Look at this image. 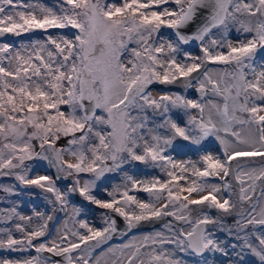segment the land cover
Masks as SVG:
<instances>
[{
  "label": "snow or ice",
  "instance_id": "obj_1",
  "mask_svg": "<svg viewBox=\"0 0 264 264\" xmlns=\"http://www.w3.org/2000/svg\"><path fill=\"white\" fill-rule=\"evenodd\" d=\"M9 34L43 38L0 42V178L16 182L0 191L51 193L67 218L50 230L52 214L0 209V252L26 254L0 264H264V0H0ZM177 84L198 95L153 87ZM137 164L162 175L137 179ZM112 174L123 183L109 188ZM116 216L125 236L163 224L111 245Z\"/></svg>",
  "mask_w": 264,
  "mask_h": 264
},
{
  "label": "rangeland",
  "instance_id": "obj_2",
  "mask_svg": "<svg viewBox=\"0 0 264 264\" xmlns=\"http://www.w3.org/2000/svg\"><path fill=\"white\" fill-rule=\"evenodd\" d=\"M44 3H47L49 5L54 3V0H43ZM52 33H59V32H65L67 33L69 30L68 29H50L49 30ZM170 31V30H168ZM30 37L35 39V38H43L39 36L38 34L33 35V34H25L20 37H15L12 35H6L4 37H0V42H13L17 46H19L21 43L27 44L30 42ZM231 38L235 39V33L231 34ZM187 51H190L193 55H199V48H192L189 46H185ZM213 67H218V66H213ZM154 89L156 88V85L153 86ZM171 91L178 92L180 94L188 95L189 97H195L198 95L196 93L195 89H172ZM67 140L62 139L60 141V145H66ZM59 146V145H58ZM210 151L213 153H219L221 151V147L218 144V142H213L209 145ZM178 159H187V157H177ZM66 159H70L69 157H66ZM195 159V157H193ZM250 160H258L259 158H248ZM235 163V162H234ZM33 171L35 174L39 175H49L53 178V180L56 182V186L61 190L65 191L72 183V178L68 177L66 179L60 178L57 179V174L56 170L54 168H50L47 165V162L45 161H36L33 163ZM129 175H134L137 179H151L156 176L162 175L158 169H150L146 168L144 165L137 164L134 166L130 172ZM61 177H63V173L60 174ZM16 183L13 179L11 178H0V184H13ZM123 183V177L122 174H112V179L110 181L108 186L109 188L114 185H119ZM131 194V193H130ZM137 195L142 198V199H147L148 194L144 192H139ZM52 194L51 193H44L40 189L36 188H29V189H24L22 191V194L19 196H8L4 192L0 191V209L6 208V207H11L14 204L19 205V211L22 212L24 215H32L34 211L36 212H44L46 214H52L54 216L53 221L49 224L50 230L52 229L53 224H59L62 223L63 219H66V215L64 213H61L59 211L52 213L50 210L52 209L53 205L49 203V199L51 198ZM101 198H107L106 195L101 194ZM70 201H72L75 204H79L81 202V198L78 195H70L68 197ZM69 211H71V207H69ZM107 210L100 209L96 206L89 205V211L87 213V218L89 219L90 223L95 226V227H103V214ZM212 215H216L215 210H211ZM234 223L232 217H227L224 222V226L228 227L231 226ZM163 221H158L155 223L153 226L151 223H146L142 225L138 229H134L135 232L131 234L128 238H126L123 242L121 243H116L110 241L111 245H118L127 242L129 239L132 238L133 235H139L142 232H148V231H155V230H160L162 227ZM3 226V225H0ZM217 236L223 240V241H228L231 242V238L227 235L225 231H217ZM18 235V234H17ZM32 255H35V253H31ZM3 255H10L12 257H23L26 255L25 253H5V252H0V256ZM212 260V264H228V257H224L221 254L217 253L214 257H210ZM250 261V264H252L253 261H255L254 257H246Z\"/></svg>",
  "mask_w": 264,
  "mask_h": 264
},
{
  "label": "water",
  "instance_id": "obj_3",
  "mask_svg": "<svg viewBox=\"0 0 264 264\" xmlns=\"http://www.w3.org/2000/svg\"><path fill=\"white\" fill-rule=\"evenodd\" d=\"M189 47L192 48H197L198 45L194 42L190 45H188ZM116 221H117V228L120 231V235H117L113 238L112 242H116V243H121L123 242L126 238H128L131 234H133V232H135V230H132V232L128 233L127 236L123 235V232L126 230V225L125 222L123 220L122 217H115ZM55 259H60L59 257H55Z\"/></svg>",
  "mask_w": 264,
  "mask_h": 264
},
{
  "label": "bare ground",
  "instance_id": "obj_4",
  "mask_svg": "<svg viewBox=\"0 0 264 264\" xmlns=\"http://www.w3.org/2000/svg\"><path fill=\"white\" fill-rule=\"evenodd\" d=\"M155 91L161 92V90H172V89H182L183 87L179 84L177 85H156Z\"/></svg>",
  "mask_w": 264,
  "mask_h": 264
}]
</instances>
